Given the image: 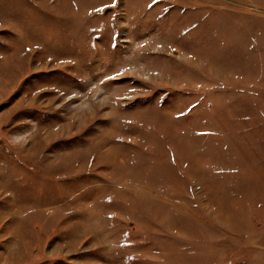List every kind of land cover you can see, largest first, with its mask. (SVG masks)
<instances>
[{
    "label": "rangeland",
    "instance_id": "374dc122",
    "mask_svg": "<svg viewBox=\"0 0 264 264\" xmlns=\"http://www.w3.org/2000/svg\"><path fill=\"white\" fill-rule=\"evenodd\" d=\"M0 264H264V0H0Z\"/></svg>",
    "mask_w": 264,
    "mask_h": 264
}]
</instances>
